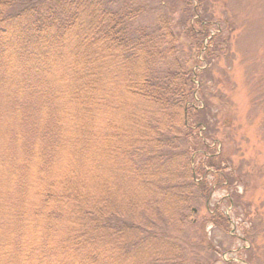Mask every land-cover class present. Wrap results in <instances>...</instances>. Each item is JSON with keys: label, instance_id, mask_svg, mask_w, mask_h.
I'll use <instances>...</instances> for the list:
<instances>
[{"label": "trees", "instance_id": "trees-1", "mask_svg": "<svg viewBox=\"0 0 264 264\" xmlns=\"http://www.w3.org/2000/svg\"><path fill=\"white\" fill-rule=\"evenodd\" d=\"M205 2L0 0V264L217 259L184 233L235 180L196 104L235 22Z\"/></svg>", "mask_w": 264, "mask_h": 264}, {"label": "rangeland", "instance_id": "rangeland-1", "mask_svg": "<svg viewBox=\"0 0 264 264\" xmlns=\"http://www.w3.org/2000/svg\"><path fill=\"white\" fill-rule=\"evenodd\" d=\"M146 1L155 8L156 13L147 19L153 23L162 9H156L159 0ZM205 8L213 21L228 18L235 22L233 30L221 23L224 37L229 38L230 54L205 74L202 95L196 97L198 106L200 102L208 106L211 135L216 148L227 155L234 172L229 176L235 180L229 190L215 187L207 210L204 201L193 207L194 224L184 233L192 238L208 233L219 252L212 264H264V0H206ZM206 67L202 63L197 71ZM232 190L238 194L236 206L226 198ZM214 204L230 222L223 227L207 222L202 227V222L211 218L208 211ZM200 256L205 259L208 255L203 252Z\"/></svg>", "mask_w": 264, "mask_h": 264}]
</instances>
